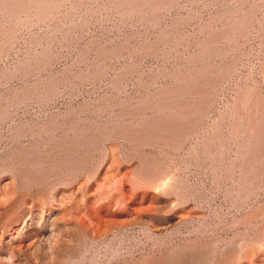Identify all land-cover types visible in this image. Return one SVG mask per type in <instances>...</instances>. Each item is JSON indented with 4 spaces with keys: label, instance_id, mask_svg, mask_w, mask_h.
Returning <instances> with one entry per match:
<instances>
[{
    "label": "rangeland",
    "instance_id": "obj_1",
    "mask_svg": "<svg viewBox=\"0 0 264 264\" xmlns=\"http://www.w3.org/2000/svg\"><path fill=\"white\" fill-rule=\"evenodd\" d=\"M0 264H264V0H0Z\"/></svg>",
    "mask_w": 264,
    "mask_h": 264
}]
</instances>
